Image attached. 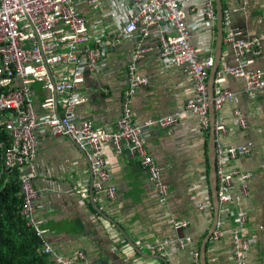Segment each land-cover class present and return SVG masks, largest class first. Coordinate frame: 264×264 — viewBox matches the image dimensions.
<instances>
[{
	"label": "crops",
	"instance_id": "obj_1",
	"mask_svg": "<svg viewBox=\"0 0 264 264\" xmlns=\"http://www.w3.org/2000/svg\"><path fill=\"white\" fill-rule=\"evenodd\" d=\"M204 1L178 0L198 55L212 56L216 73L237 67L264 73V37L258 55L246 52L240 59L226 41L230 33L245 40L264 34V0H219L223 14L219 49L217 17L210 22L204 16ZM76 9L85 17L89 31L84 49L98 47L102 58L98 70L89 71L82 51L83 81L76 92L84 102L72 113V121L91 122L106 131L115 129L121 116L127 69L140 49L144 53L136 71L148 83L140 86L132 99L130 110L135 123L142 126L150 119L182 110L193 95V86L173 59L161 55V30L168 24L152 28L146 36L136 32L119 39V29L140 9L133 0H106L98 11L79 0ZM225 13L231 21L229 26L224 25ZM50 73L53 83H58L70 81L73 70L58 67ZM28 84L40 121L47 120L52 112H62L61 97L53 88L32 79ZM216 88L234 94L232 101L214 111L215 121L225 129L215 134L216 177L236 171L250 174L247 193L240 179H234L230 187L232 202H218L214 219L208 181L210 129H204L196 115L182 114L171 127L153 126L142 131L147 150L161 170L162 183L170 189L166 198L158 194L133 148L123 146L117 152L114 146L105 144L101 156L116 191L115 201H110L93 187L86 151L68 137L52 136L48 127L41 125L36 130L38 149L32 185L38 194L35 217L50 247L66 256L82 251L85 259L78 264H195L194 250L200 264L203 246L205 264H237L233 235L240 233L249 244L244 252L245 264H264V90L249 94L246 79L237 76H225L219 84L214 83ZM239 148L244 151H238L236 159L227 155ZM165 241L169 244L162 251L149 248ZM180 241L187 246L180 247ZM46 256L48 264H56L53 257Z\"/></svg>",
	"mask_w": 264,
	"mask_h": 264
},
{
	"label": "built area",
	"instance_id": "obj_2",
	"mask_svg": "<svg viewBox=\"0 0 264 264\" xmlns=\"http://www.w3.org/2000/svg\"><path fill=\"white\" fill-rule=\"evenodd\" d=\"M79 0H0V125L9 136L11 144L4 151L3 170H18L20 176V195L22 209L20 215L28 227L36 232L42 240L43 252L53 257L56 264H78L85 259L82 251L71 256L55 252L44 240L45 232L40 230V222L35 217V202L38 194L33 188L38 141L36 130L39 126L48 127L52 136L70 138L82 150L86 151L91 162L94 176L93 187L99 194H105L110 201H115L116 191L111 186V177L101 156L103 145L114 146L121 152L123 146L133 148L138 156L142 169L148 174L150 181L156 186L162 198L169 195V187L162 183L161 170L147 150L142 131L145 128L158 126L171 127L179 121L182 114L199 116L204 129L209 127V106L218 110L223 103L232 101L234 94L229 90L216 88L213 97L209 98L207 90L208 73L213 66V57H200L189 39L184 24V14L178 0H133L140 9L138 13L124 24L118 31L119 39L133 34L148 35L152 28L168 24L162 28L160 36L161 55L173 59L177 68L181 69L193 86V95L188 98L182 110L174 115L150 119L139 126L134 121L132 99L137 89L148 83L147 78L137 74V62L144 50L140 49L127 69V85L122 94L121 116L115 123L113 131L96 128L93 123H75L71 119L74 110L84 102L76 92L77 85L83 81V55L85 51V67L89 71H97L102 50L98 47L84 49L89 40V31L85 17L79 14L76 3ZM94 11L106 0H85ZM215 0L204 1V16L213 22L216 19ZM223 15V14H222ZM224 25L231 21L224 14ZM223 19V17H222ZM264 34L251 40L236 38L233 33L226 41L236 51L240 59L244 53L258 55L259 45ZM72 68V79L53 83L50 69ZM225 76H237L246 79V91L249 94L264 90V73H249L242 67L224 68L215 74L214 83L219 84ZM32 79L54 89L61 97L62 112H52L47 120L40 121L33 110L28 81ZM48 109L51 107L48 105ZM243 125V120H241ZM215 134L225 130L219 122H214ZM221 151V149H220ZM243 148L231 149L227 155L236 159ZM222 164L220 156L219 167ZM240 179L244 193L250 174L234 172L231 175L217 177V198L221 204H231L230 187L234 179ZM244 218H242L243 223ZM235 242V258L237 264H245L244 252L249 247L240 233L233 235ZM169 244L149 245L153 251H162ZM184 248L187 243L179 242ZM198 252L192 253V259L198 264Z\"/></svg>",
	"mask_w": 264,
	"mask_h": 264
},
{
	"label": "trees",
	"instance_id": "obj_3",
	"mask_svg": "<svg viewBox=\"0 0 264 264\" xmlns=\"http://www.w3.org/2000/svg\"><path fill=\"white\" fill-rule=\"evenodd\" d=\"M1 122V116H0ZM11 144L0 125V264H48L42 240L20 215V172L3 170L4 151Z\"/></svg>",
	"mask_w": 264,
	"mask_h": 264
},
{
	"label": "water",
	"instance_id": "obj_4",
	"mask_svg": "<svg viewBox=\"0 0 264 264\" xmlns=\"http://www.w3.org/2000/svg\"><path fill=\"white\" fill-rule=\"evenodd\" d=\"M216 4V17H217V28L219 30L218 38H217V45L218 49L221 47V43L223 40V33H222V7L219 2V0H215ZM216 59V56H215ZM216 74V68L211 69L208 81H207V89H208V96L209 98L213 97L214 93V79ZM209 139L207 144V150H208V165H209V188L211 192V200L214 210V219L216 220L217 213H218V198H217V177H216V137H215V113L212 107V104L209 106ZM216 222L214 223L215 226ZM214 230V228H213ZM211 234V233H209ZM200 264H205V258H204V247H201L200 252Z\"/></svg>",
	"mask_w": 264,
	"mask_h": 264
}]
</instances>
